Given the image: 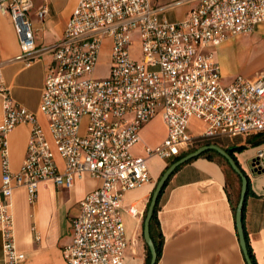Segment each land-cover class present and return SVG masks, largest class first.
Here are the masks:
<instances>
[{"label": "built area", "instance_id": "1", "mask_svg": "<svg viewBox=\"0 0 264 264\" xmlns=\"http://www.w3.org/2000/svg\"><path fill=\"white\" fill-rule=\"evenodd\" d=\"M43 2L36 13L39 21L49 12L48 0ZM33 7L34 0H0V15L10 16L27 67L42 52L30 15ZM263 22L264 0H198L181 22L162 17L152 0H80L63 37L49 49L53 62L39 109L51 140L37 114L15 101L0 64V235L5 264H21L26 257L15 239L16 187H26L33 203L43 181L70 189L85 173L100 179L72 217L70 241L62 253L68 264H124L128 239L120 213L123 197L153 183L149 158L174 160L223 138L264 135V72L223 84L211 50L232 35L254 32ZM135 32L141 41L140 60L131 55ZM106 40L110 67L106 77L94 78ZM159 113L168 127L166 139L155 147L146 145L145 156L133 155L141 128ZM193 117L206 123L203 134L190 131ZM19 124L31 130L24 161L13 172L8 135ZM57 155L64 160L63 169ZM252 170H264V148L254 157ZM129 210L137 214L136 207Z\"/></svg>", "mask_w": 264, "mask_h": 264}, {"label": "crops", "instance_id": "2", "mask_svg": "<svg viewBox=\"0 0 264 264\" xmlns=\"http://www.w3.org/2000/svg\"><path fill=\"white\" fill-rule=\"evenodd\" d=\"M80 0H48L49 12L43 21L37 18L43 0H34L30 11L37 39L42 50L39 59L27 67L14 24L9 15H0V64L4 82L11 88L15 101L35 112L47 137L51 134L40 101L45 75L53 62L49 49L64 35L67 23ZM198 0H152L159 14L171 22H181ZM43 31V33H40ZM108 41V40H107ZM220 65L223 84L238 76L253 78L264 72V22L252 33L232 35L211 49ZM3 98L0 95V123L3 120ZM189 129L201 135L206 123L191 118ZM30 125L19 124L8 135L11 171L17 172L26 156ZM141 141L131 148L136 156H145V146L155 147L166 139L168 127L159 113L140 131ZM250 136L221 139V146H245L235 156L249 177L251 191L246 200L245 228L258 264H264V170L253 171V159L264 142L257 144ZM61 169L64 160L57 155ZM172 159L154 156L148 159L153 183L125 192L120 210L128 247L124 264H145L148 244L144 238V222L151 197L162 174ZM0 154V185L2 179ZM101 184V180L85 173L76 179L70 189L60 188L53 180L39 184L36 200L29 201L26 187L14 189L12 213L15 239L19 251L25 254L21 264H68L62 247L70 241L71 219L80 209L81 200ZM136 207L137 214L129 209ZM160 229L164 237L162 255L157 264H247L242 249L235 213L226 189L223 166L215 160L197 157L183 164L170 177L162 196L158 212ZM39 235V239L36 236ZM0 264H5L3 241L0 235Z\"/></svg>", "mask_w": 264, "mask_h": 264}, {"label": "water", "instance_id": "3", "mask_svg": "<svg viewBox=\"0 0 264 264\" xmlns=\"http://www.w3.org/2000/svg\"><path fill=\"white\" fill-rule=\"evenodd\" d=\"M210 150H215L220 155H222L227 160L232 170L241 177L242 183H241V191H240V198H239V206L236 212V227L238 230L239 240H240L242 249L244 251L247 264H253L251 257L248 253L247 241H246L245 233L243 231V226H242V218H243L242 208L247 200L249 177L247 176L245 171L241 168V166L237 163L236 159L228 152V150L225 147L219 144H216V143H212V144L199 147L196 150L184 155L179 160L172 162V164L169 165V167L165 170V172L160 177L159 181L156 183V187L151 197L150 205H149L147 215L145 218V222H144V238H145L146 243L149 246L150 253H151V260L149 264L157 263V250L151 238L150 223H151V219H152L156 204L163 192V189L167 185V182L170 179V177L179 168V166L187 163L191 159H195L199 157L204 152L210 151ZM259 171L261 172L262 170H259Z\"/></svg>", "mask_w": 264, "mask_h": 264}, {"label": "trees", "instance_id": "4", "mask_svg": "<svg viewBox=\"0 0 264 264\" xmlns=\"http://www.w3.org/2000/svg\"><path fill=\"white\" fill-rule=\"evenodd\" d=\"M256 136H259V135H256ZM263 142H264V138L263 137L258 138V140L256 141L257 144H261ZM215 143L217 144L218 142H215ZM208 144H212V143H208ZM226 149L236 159L237 163L239 164V162L237 160V157L235 156V152L244 150L245 146L242 145V146L228 147ZM194 150H196V149H193V150H191V151H189V152L177 157L172 162H175V161L179 160L181 157H183L184 155H186V154H188V153H190V152H192ZM202 156L206 157V158H208L210 160L218 161L223 166L224 172L226 174V189H227L229 198L231 200L233 211L235 213V219H236V212H237L238 206H239V198H240L241 183H242L241 177L239 175H237L232 170V168L230 167V165L227 162V160L222 155H220L217 151H215V150L206 151L202 155H200L199 157H202ZM192 160L193 159H191L190 161H192ZM190 161H188V162H190ZM172 162L170 164H172ZM169 165L167 166V168L169 167ZM181 166H179V168ZM232 176H235L237 178V180L239 181V183H240L237 197H235V195H234V190H233L234 186H233ZM167 184H168V182H167ZM166 187H167V185L163 189V192H162V194H161V196H160V198H159V200H158V202L156 204V207H155L152 219H151V223H150L151 238H152V240H153V242L155 244L156 250H157V262L159 261L161 255H162L163 245H164V237H163V234H162L161 229H160V223H159V219H158V212H159V209H160L161 199H162V196H163V194L165 192ZM250 191H251V183H250V180H249V186H248V190H247V197H248ZM149 205H150V203H149ZM245 212H246V202H245V204H244V206L242 208V217H243L242 218V226H243V231L245 233V237H246V241H247L248 253H249L250 257H251V260H252L253 264H258L256 256H255L254 251H253V248H252V246L250 244L248 232H247V230L245 228ZM148 252H149L148 259H147V262L145 264H149L150 260H151V253H150L149 246H148Z\"/></svg>", "mask_w": 264, "mask_h": 264}, {"label": "rangeland", "instance_id": "5", "mask_svg": "<svg viewBox=\"0 0 264 264\" xmlns=\"http://www.w3.org/2000/svg\"><path fill=\"white\" fill-rule=\"evenodd\" d=\"M40 33H43V31H41ZM133 40H134V44L131 47V55L133 58L140 60L141 56H142V48H141V41H140L138 32L133 33ZM109 67H110L109 41L106 40L104 43V49L100 55L99 62H98V65H97V68H96V71H95V74L93 75V77L94 78L106 77ZM85 126H86V120L84 121V124L82 126V131H84ZM260 137L264 138V135H259V136L252 135V136H250V138H254V139H257ZM217 142H218L217 144H219V145L222 144L221 139L218 140ZM232 179H233L232 181H233V186H234L233 187L234 195H235V197H237L240 183L235 176H232Z\"/></svg>", "mask_w": 264, "mask_h": 264}]
</instances>
